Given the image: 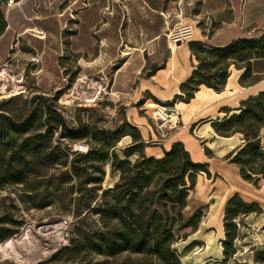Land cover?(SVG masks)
<instances>
[{
	"label": "rangeland",
	"instance_id": "obj_1",
	"mask_svg": "<svg viewBox=\"0 0 264 264\" xmlns=\"http://www.w3.org/2000/svg\"><path fill=\"white\" fill-rule=\"evenodd\" d=\"M17 3L18 0H0V134L4 143L0 144V219L5 217L10 221L0 226V238L13 233L0 243V264L144 262L145 258L127 253L101 257L83 248L81 243V237L102 230L99 222L102 214L96 212L106 211L107 203L113 202L111 195L104 193L120 179V172L112 166V154L125 160L123 150L131 143L130 140H123L115 148L109 149L107 145L74 139L70 135V132L77 131V122L87 126L88 131L95 126L105 134H112L126 124L128 116L124 109L127 108L121 106L109 91L111 73H104V66L100 62L78 60L73 54L52 59L42 55V44L37 38L41 36L39 29L34 28L33 32L28 33V24L18 30L8 29L7 9ZM49 12L55 13L54 8ZM32 23L37 24V21ZM250 32L249 38L257 39L264 34V28L257 27ZM205 45L220 47L218 44ZM149 68L153 69L154 65L150 64ZM250 76L247 75L242 84L252 82ZM44 100L51 101L52 113L46 111ZM140 103L137 102L134 107L144 119L145 128L163 135L164 127L176 125L175 116L163 122L149 113L148 105L146 108ZM164 109L169 117L175 114L172 107ZM45 117L51 121L45 124ZM60 117L66 121L67 130L56 125ZM261 129L259 137L262 147L264 135H260ZM241 137L243 141L242 134ZM153 144L148 141L147 145ZM78 146L84 148L79 150ZM22 148L27 152H21ZM87 149L107 154L108 159L93 161L86 158L89 154H82ZM139 157L135 153L128 160L134 163ZM202 177L196 182L205 185H199L198 191H202V198L204 195L208 201L205 211L211 213L214 210L212 204L216 202L211 201V190L206 187L211 186L210 182ZM158 181L156 177L148 191H152ZM262 181L255 188L263 191ZM220 187L225 188L223 184ZM194 192L193 189L188 194L191 199L196 197ZM216 195L222 196L221 189ZM214 199L216 201L218 198ZM195 202L197 205L202 203L199 198ZM190 207L193 208L192 203ZM238 223L239 238H242L241 234L249 233L253 246L246 248V253L243 249L245 245L237 239L234 245L242 249L241 253L236 260L227 264H253L249 250H264V237L257 224L246 228L249 232H245L241 220ZM183 225L176 221L173 228L174 237L177 238L173 247L179 253L181 263L205 264L202 256L196 255L201 249H208V245L213 249L218 247V234L207 227L189 236L187 232L183 233Z\"/></svg>",
	"mask_w": 264,
	"mask_h": 264
},
{
	"label": "crops",
	"instance_id": "obj_2",
	"mask_svg": "<svg viewBox=\"0 0 264 264\" xmlns=\"http://www.w3.org/2000/svg\"><path fill=\"white\" fill-rule=\"evenodd\" d=\"M23 5L24 8H21ZM52 7L55 13L49 12ZM7 16L8 29L18 30L24 24L29 25L26 28L28 33L34 28L39 29L41 36L37 38L42 44V55L52 59L73 54L78 60L100 62L104 66L102 71L111 73L110 94L127 108L124 109L128 116L126 123L139 130L146 144L143 148L145 157L161 158L171 143L180 141L194 161L208 163L210 178L200 173L196 180L204 176L210 182L211 186L206 187L211 190V201L216 202L212 204L214 210L211 213L205 211L208 201L204 195L202 198L203 192L198 191V186L205 184L198 181L194 188L196 197H188L182 215V224H185L195 211L201 209L203 212L196 231L185 228L183 233L196 235L208 227L218 234V247L213 249L208 245V249L203 248L196 255L202 256L205 264H227L241 253L242 249L235 246L236 254L224 261L221 245L225 239V206L234 195L245 203H256L263 210L261 215L250 214L239 220L245 232H249L246 228L257 224L264 237V188L262 191L244 182L238 168L227 159L242 145V137L240 134L220 137L212 128L214 122H221L233 114L241 102L264 92V58L249 59L250 77L253 79L250 83L240 84L243 69L232 65L221 92L200 86L189 103L176 100L182 95L180 86L196 66L189 43L218 44L222 47L235 39L249 38L252 29L264 28V0H18L17 4L8 7ZM181 25H191L194 36L189 42L170 50L164 38L173 28ZM150 64L158 69L153 71L154 68H149ZM149 97L161 103L174 101L172 108L176 125L164 127L163 135L145 128L144 119L134 107L137 102H142L146 108L148 105L149 113L153 115L156 104ZM261 134L264 135V127ZM123 140H130L132 144L130 136L122 137L118 144ZM148 141L154 144L149 146ZM261 145L264 149V138ZM205 150L210 152V156H206ZM222 184L225 188L220 187ZM218 189L222 191L221 197L216 195ZM198 198L202 201L199 205L195 202ZM214 198L218 199L215 201ZM187 212L189 215H186ZM248 234H241L242 238L237 240L245 245L243 249L246 253L253 246ZM249 255L253 261L252 250H249ZM253 264L256 263L253 261Z\"/></svg>",
	"mask_w": 264,
	"mask_h": 264
},
{
	"label": "trees",
	"instance_id": "obj_3",
	"mask_svg": "<svg viewBox=\"0 0 264 264\" xmlns=\"http://www.w3.org/2000/svg\"><path fill=\"white\" fill-rule=\"evenodd\" d=\"M188 47L197 65L187 81L180 86L182 95L176 97V100L183 103H189L200 86L221 92L232 65L236 69H243L239 78V83L242 84L247 75L251 74L249 59L264 58V34L257 39L238 38L222 47H210L199 42H191ZM240 64L243 65L242 68ZM157 69L158 67H155L153 71ZM149 99L163 108H171L174 104V101L161 103L153 97ZM50 103L51 101L44 100V107L48 113H52ZM45 120V124L51 121L49 117H45ZM77 123V131L70 132L74 139L107 145L109 149L115 148L124 136H130L132 139V144L123 150L125 160H120L112 154V166L120 172V179L104 195L110 194L113 202L107 203L106 211L96 212L102 214L99 219L102 230L81 237L83 248L101 257L127 253L145 258L144 262L136 264H182L179 253L173 247L177 240L173 228L176 221L183 222L182 212L186 207L189 192L195 188L197 175L204 173L210 178L207 171L208 163L194 161L180 141L171 143L169 149L163 151L161 158H147L143 155L146 144L138 130L127 123L112 134H105L95 126H91V130L88 131L87 126L81 122ZM56 125L67 130L66 121L61 117ZM262 127L264 92L249 97L241 102L233 114L221 122L216 121L212 124L214 132L220 137L243 135L242 145L227 159L238 168L241 179L255 187H258L261 180L264 181V149L260 146L259 137V130ZM243 128L247 130L244 131ZM1 138L2 133L0 144L3 145ZM21 152H27V149L22 148ZM135 153L140 157L131 163L128 159ZM87 154L89 155L86 158H92L93 161L108 159L107 154H100L98 150L87 149L82 155ZM205 154L210 156L208 150H205ZM156 177L159 181L152 191H148ZM250 214L261 215L263 210L256 203L243 202L238 195L227 201L223 218L225 239L221 241L224 261L236 254L234 243L239 238V230L235 221ZM202 217L203 212L198 209L182 229L191 228L192 231H196ZM9 222V219L2 217L0 226ZM262 231L264 233V225ZM12 235L13 233H9L0 238V243ZM252 251L254 263L264 264V250Z\"/></svg>",
	"mask_w": 264,
	"mask_h": 264
},
{
	"label": "built area",
	"instance_id": "obj_4",
	"mask_svg": "<svg viewBox=\"0 0 264 264\" xmlns=\"http://www.w3.org/2000/svg\"><path fill=\"white\" fill-rule=\"evenodd\" d=\"M194 36V28L191 25H181L173 28L166 36V42L168 48L171 50L172 48H176L182 44H185L192 40ZM83 146H78V149H83ZM87 150L85 151V153ZM236 225L239 228L240 225L236 220Z\"/></svg>",
	"mask_w": 264,
	"mask_h": 264
},
{
	"label": "bare ground",
	"instance_id": "obj_5",
	"mask_svg": "<svg viewBox=\"0 0 264 264\" xmlns=\"http://www.w3.org/2000/svg\"><path fill=\"white\" fill-rule=\"evenodd\" d=\"M156 107H158V106H156ZM155 111V110H154ZM165 112H166V110L164 109V108H162V107H158L157 108V112L156 113H154V115H157V117L159 118V119H161L163 122H165V120L167 119V118H171V119H173L174 118V115H172V116H167L166 114H165Z\"/></svg>",
	"mask_w": 264,
	"mask_h": 264
}]
</instances>
